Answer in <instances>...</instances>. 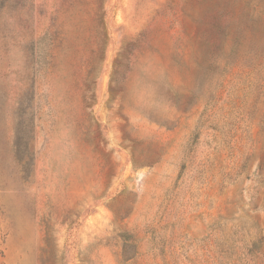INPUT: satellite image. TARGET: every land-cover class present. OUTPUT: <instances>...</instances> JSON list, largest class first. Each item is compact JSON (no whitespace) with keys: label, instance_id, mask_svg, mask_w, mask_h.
Masks as SVG:
<instances>
[{"label":"rangeland","instance_id":"rangeland-1","mask_svg":"<svg viewBox=\"0 0 264 264\" xmlns=\"http://www.w3.org/2000/svg\"><path fill=\"white\" fill-rule=\"evenodd\" d=\"M0 264H264V0H0Z\"/></svg>","mask_w":264,"mask_h":264}]
</instances>
